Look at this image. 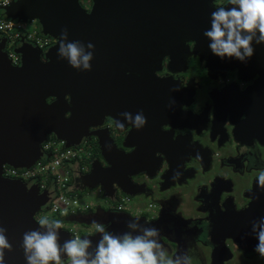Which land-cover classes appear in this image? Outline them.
Returning <instances> with one entry per match:
<instances>
[{
  "label": "flooded vegetation",
  "instance_id": "af4514ba",
  "mask_svg": "<svg viewBox=\"0 0 264 264\" xmlns=\"http://www.w3.org/2000/svg\"><path fill=\"white\" fill-rule=\"evenodd\" d=\"M195 1L216 8L210 0ZM226 4L227 0H224L223 5ZM89 6H92L91 0L85 9ZM177 30L174 25L168 32L164 28L159 30L160 39L155 33L140 39L136 51L150 54L156 63L147 64L144 71L122 65L118 69L119 80L110 79L109 75L107 83L97 87V94L109 96L108 105L103 109L111 116L106 118L111 126L110 136L121 151L114 154V158L139 148L147 153L155 152L153 158L158 162L155 190L161 192L160 196H155L147 187L139 189L144 190L142 195L155 196L154 203L149 204L154 214L149 220L162 223L159 229L168 243L167 253L172 252L173 247L175 255L187 251L193 262L195 250L191 242L194 241L196 247L200 244L211 248L213 243L205 245L200 241V236H208L214 243L225 240L246 247L243 256L254 257L258 240L252 233V223L264 217V190L252 175L264 168V72L257 67L258 62L251 67L250 59L245 63L213 55L208 47L210 41L203 33ZM175 31V36L168 40ZM206 49L210 53L204 51ZM173 57L181 63H172ZM196 65L200 68L199 76L192 71ZM219 67L224 69L221 73ZM212 71L217 73L215 80L207 76ZM239 72L245 80L239 79ZM204 77L209 79L210 85L205 84ZM186 86L192 89L193 96L180 93ZM174 88L179 90L173 91ZM212 90L222 94L213 97ZM173 99L175 104H172ZM140 110L147 119L142 129L137 130L126 122L123 128L118 126L117 121H123L120 113L136 114ZM129 159L134 157L129 155ZM129 159L123 167L115 169V174L122 175L126 171L132 182L140 176L149 179L155 176L146 172L149 164L140 157L135 158L137 162ZM101 163L105 165L103 161ZM176 171L181 175L173 180ZM241 175L244 177L241 179L244 181L242 192L233 199L232 184ZM200 177L204 181L192 182ZM161 178L166 182L161 183ZM90 183L92 180L84 177L73 181L75 189L85 188ZM196 189L201 191V198H197ZM168 198L173 199V203L166 208L161 202L165 204ZM252 205L256 207L249 210ZM192 206L213 208L212 225L206 223L205 215ZM183 207L190 212L185 213ZM165 213L167 215L163 216ZM172 231L174 233L170 235ZM162 237H159L161 241ZM203 249L197 247L198 252ZM213 253L221 256L217 246ZM199 258L205 262L204 255Z\"/></svg>",
  "mask_w": 264,
  "mask_h": 264
},
{
  "label": "water",
  "instance_id": "95a60500",
  "mask_svg": "<svg viewBox=\"0 0 264 264\" xmlns=\"http://www.w3.org/2000/svg\"><path fill=\"white\" fill-rule=\"evenodd\" d=\"M91 2L89 12L81 5V0H19L5 7V14L11 19L23 23L36 21L44 35L57 39L45 51L28 47L21 40L22 45L18 48L22 59L20 68L9 64L3 50L6 38L0 41V226L7 229L6 236L13 246L12 251L5 250V264H27L21 247L23 234L40 228L34 216L45 205L46 197L33 191L32 182L26 187L18 180L2 177V165L30 167L42 156L40 145L48 135L64 141L66 146H75L85 137H93L105 165L98 160L92 161L89 172L75 178V181L80 177L88 178L92 183L78 190L99 187L107 198L112 197L114 186L131 196L144 193L140 190L142 186H136L126 171L123 173L126 175H117L115 169L123 167L130 155L134 159L129 161L137 162L135 158L140 157L149 164L146 172L155 174L158 168V162L153 158L155 152L147 153L139 148L114 158V154L121 151L110 136L111 126L106 118L111 116L108 110L103 109L108 105L109 96L106 93L104 97L97 94V87H103L109 75L110 79L119 80L118 69L122 65L144 71L147 64L156 63L150 54L136 51L140 39L151 33L157 34V39H160L159 30L164 28L168 32L174 25L179 29L177 31L203 33L210 28L211 13L216 10L195 0ZM85 27L87 29L81 38ZM64 28L68 30V41L79 40L85 45L91 42L95 46L90 71L72 69L66 59L58 58L59 36ZM177 31L167 39L175 36ZM253 47L254 55L250 58L253 64L250 66L258 62L257 67L262 73L264 44L253 42ZM195 51L196 48L193 54ZM204 51L210 53L207 49ZM43 59L48 62H42ZM178 61L174 57L171 60L174 64ZM219 68L221 73L224 69ZM74 73L77 74L72 77ZM207 76L216 79L217 73L208 72ZM238 77L246 79L240 72ZM191 91L186 86L180 93L190 97L193 96ZM219 94L222 92L214 90L212 96ZM126 139L125 135L124 146ZM255 207L252 205L249 210ZM59 236L61 245L70 239L69 234L61 229ZM85 237L92 240L94 248L101 235L96 232L81 239ZM233 240L237 242L235 238ZM67 258L61 255V260Z\"/></svg>",
  "mask_w": 264,
  "mask_h": 264
},
{
  "label": "clouds",
  "instance_id": "9594fccd",
  "mask_svg": "<svg viewBox=\"0 0 264 264\" xmlns=\"http://www.w3.org/2000/svg\"><path fill=\"white\" fill-rule=\"evenodd\" d=\"M215 7L216 10L211 13L210 28L203 32L210 41V51L221 59L235 58L246 63L254 55L253 42L264 44V0H227L226 5ZM94 47L91 42L85 45L79 40L68 41V30L64 28L60 32L57 56L66 59L74 69L90 71ZM42 62L47 63L48 60ZM172 104H175L174 99ZM120 116L123 121L118 120L117 124L121 128L126 122L140 130L147 123L143 110L136 114L125 111ZM180 175L176 171L172 179L176 180ZM258 186L264 190V172L258 177ZM93 223L96 232L101 235L94 248L88 237L68 239L61 245L59 230L62 222L49 220L48 217L39 219V229L23 234L21 247L27 264H61L62 254L69 258L70 264H192V257L187 251L170 258L160 242L159 229L141 224L139 217L129 220L127 228L131 231L122 234L109 232L100 222ZM6 232L7 229L0 226V264H5V250H13ZM252 233L258 240L254 251L264 259V217L253 221Z\"/></svg>",
  "mask_w": 264,
  "mask_h": 264
},
{
  "label": "built area",
  "instance_id": "2783aa9c",
  "mask_svg": "<svg viewBox=\"0 0 264 264\" xmlns=\"http://www.w3.org/2000/svg\"><path fill=\"white\" fill-rule=\"evenodd\" d=\"M17 1L19 0H0V41L2 38H6L3 50L6 53L9 64L12 67L20 68L22 66V59L18 48L22 45L21 40L28 47L45 51L54 44V38L44 35L39 24L37 28H33L29 32L27 31V22L23 23L17 19L8 17L5 14V7ZM88 2L89 0H81V5L87 7ZM10 37L14 39L15 43L10 42ZM10 44L12 47L8 49ZM49 136L40 145L42 156L30 167L14 168L8 164H3L1 175L5 178L18 180L26 187L32 182V186L35 187L37 194H43L46 197V203L40 210L45 208L52 214L50 217L52 220L56 218L63 220L67 215L84 214L90 209V205L79 201L73 185L75 177L88 173L90 170V164L88 167L85 163L82 149L80 148L84 140L78 145L66 146L64 141L54 135L55 138L52 139ZM59 144H62L63 147H59ZM109 199L115 204L113 206V213H118V211H127L126 203L131 201L132 196L117 189ZM62 228L68 231L70 239L79 237V232L75 229L74 225L67 224L63 226L62 224ZM95 230L96 226L90 231V234Z\"/></svg>",
  "mask_w": 264,
  "mask_h": 264
},
{
  "label": "rangeland",
  "instance_id": "374dc122",
  "mask_svg": "<svg viewBox=\"0 0 264 264\" xmlns=\"http://www.w3.org/2000/svg\"><path fill=\"white\" fill-rule=\"evenodd\" d=\"M210 3L215 7V6H222L224 4V0H210ZM85 4L87 5L86 1ZM90 6L89 8L86 9L87 12L90 11ZM38 23L36 21H28L27 22V31L31 32L33 30V28H37ZM10 42L15 43L14 39L12 37H10ZM57 42V39L54 38V44ZM51 46V45H50ZM12 45L10 44L8 46V49H11ZM44 51V50H43ZM41 59H42V54H41ZM198 70H200V68L196 65L192 68V71L195 73V76H199V72H197ZM209 79L211 80H215L214 78L209 77ZM209 79H206L204 77V82L207 85H210L209 83ZM202 94H204V92H202ZM106 124H108L106 122ZM50 139L55 138L53 135L49 136ZM84 141L82 142V144L80 145V148L82 149V154H83V158L85 159V163L87 164V166L89 167V164L94 161V160H98V161H103L100 153H99V149L97 147V143L96 140L93 137H85L83 139ZM59 147H63L62 144H59ZM200 158V157H199ZM210 159V158H209ZM104 163V161H103ZM105 164V163H104ZM262 172H264V168H260L256 171V175L253 173L252 175L255 177L256 180H258L259 174H261ZM150 174V173H149ZM160 174V171L157 173ZM150 175H155V174H150ZM157 176H152L149 178H145L143 176H140L139 179L134 182L136 184V186H142L141 188L144 189V187H147L150 189V191L154 192L155 196H160V191L158 189L155 190V185H156V180L158 178H156ZM204 178L200 177V178H196L193 179L192 182L195 181H204ZM244 177L241 175L238 177V179H236L233 184H232V188L234 189V191L231 192V195L233 197V199L238 198L241 195V187L244 183L243 180ZM142 182V183H140ZM160 182H166V180H164V178L160 179ZM145 183V185L143 184ZM169 187V185H167ZM33 191L37 194V192L35 191V187H32ZM197 192V198H201L202 194L201 191L199 189L195 190ZM77 198L79 199V201L81 203H86L90 205V209L87 212H92L93 214H95L97 212V210L101 209L103 211H99V213L101 214L99 218V222L104 224H108L104 226L106 227V229L109 232H112L114 234H122L124 232H128L131 231L130 229L127 228V223L129 220L134 219L135 217H139L140 218V223L141 224H145V226L148 227H155L157 229H159V227H161V222L158 221L156 223H151L149 218L152 217L154 214L151 213L150 211V206L149 204L154 203L155 200V196H150L147 197L145 195H142L143 193L139 192L136 193L130 202L126 203V208L127 211H118V213H113V206L115 205L111 199L107 198L104 196L103 192L100 190V188H95V189H85L83 191H76L75 192ZM164 194V193H163ZM163 196V195H162ZM168 202H165V204L163 202H161L162 205H164V207H168L170 203H173V199L168 198L167 199ZM202 201H200L199 203H201ZM183 205V204H182ZM193 209L199 211L202 215H205V221L206 223H209L212 225V217L215 215L212 212H214L215 210L213 208L207 207L206 209L204 208H195L194 206H192ZM183 209L187 212H190L189 210H186L184 207ZM110 212V214H106L105 212ZM167 213H165L163 216H166ZM52 216L51 213H49L45 208L40 210L35 216L34 219L35 221L38 223L39 219L43 218V217H48L49 220L50 217ZM78 215H67L64 217L63 220H60L63 224V226H66L67 224H72L74 225L75 229L79 232L78 236L81 238L82 236H93L96 233V230L90 234V231L95 227V224L91 221V222H82L84 220H79L77 218H74ZM107 216H109L107 218ZM142 219H144L142 221ZM53 220H59V218L53 219ZM163 220V218H162ZM61 230L66 231V229L61 228ZM68 233V231H66ZM160 232V229H159ZM172 235L174 233V231L170 232ZM134 235L137 233H133ZM163 235L160 233V237H162ZM70 237V235H69ZM163 238V237H162ZM200 241H203L202 243L205 245L211 244L213 243V245H211V248L213 249V251H216V246H217V251L221 256H214L213 251L211 250V248L209 246H205L203 247L200 244H197V247L199 248H204L203 251L198 252L197 251V247L195 245V242L192 241L191 245L193 246L195 253H194V261L192 262V264H264V259H262L260 257V255L255 252V256L254 257H249V256H243L244 251L247 249L246 247H240L239 245L235 244L232 241H225V240H219L217 243H214L213 241H209V237H203L200 236ZM160 242L165 246L166 250H167V241L163 238V241L160 240ZM204 255L205 256V262H202V259L199 258V256ZM168 256L170 258L175 256V249L173 247V251L168 253ZM24 260H25V256H23ZM61 264H70V260L69 258L67 259H62L61 260Z\"/></svg>",
  "mask_w": 264,
  "mask_h": 264
},
{
  "label": "crops",
  "instance_id": "0c3cea01",
  "mask_svg": "<svg viewBox=\"0 0 264 264\" xmlns=\"http://www.w3.org/2000/svg\"><path fill=\"white\" fill-rule=\"evenodd\" d=\"M78 177V176H77ZM76 178V177H75ZM75 178H74V180L73 181H75ZM116 186H114L113 188H115ZM115 190H117V189H115ZM76 191H80V190H78V189H76ZM115 192V191H114ZM99 211H103V210H101V209H99V210H97V212L95 213V214H93L92 212H85L84 214H80V215H78V216H76V217H74V218H77V219H79L80 221L81 220H84V221H82V222H93V221H97V222H99V218L98 217H100L101 216V214L99 213ZM105 212V211H104ZM106 214H110V212H105ZM98 216V217H97ZM109 216H107V218H108Z\"/></svg>",
  "mask_w": 264,
  "mask_h": 264
}]
</instances>
